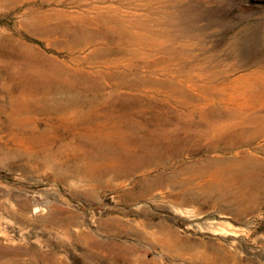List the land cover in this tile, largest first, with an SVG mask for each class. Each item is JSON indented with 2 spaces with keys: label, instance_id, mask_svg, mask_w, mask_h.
I'll list each match as a JSON object with an SVG mask.
<instances>
[{
  "label": "rangeland",
  "instance_id": "rangeland-1",
  "mask_svg": "<svg viewBox=\"0 0 264 264\" xmlns=\"http://www.w3.org/2000/svg\"><path fill=\"white\" fill-rule=\"evenodd\" d=\"M0 41L96 117L25 115L52 139L19 147L0 92V264H264V137L227 127L264 115V0H0Z\"/></svg>",
  "mask_w": 264,
  "mask_h": 264
},
{
  "label": "bare ground",
  "instance_id": "bare-ground-1",
  "mask_svg": "<svg viewBox=\"0 0 264 264\" xmlns=\"http://www.w3.org/2000/svg\"><path fill=\"white\" fill-rule=\"evenodd\" d=\"M103 1V0H102ZM113 6L109 5L102 8V10H105L104 14V22L107 23H118L120 22L119 14L116 12ZM104 13V12H103ZM102 13V14H103ZM114 13V14H113ZM100 14V12H99ZM8 43H13L12 39H7ZM6 42L0 41V46H6ZM18 46V45H17ZM6 50V49H5ZM15 51V50H14ZM15 53V52H14ZM23 52H18L16 54V57H23L22 54ZM21 55V56H20ZM15 56V55H14ZM4 57V56H3ZM1 58V57H0ZM13 58V57H12ZM2 59V58H1ZM5 59V58H4ZM3 59V61H4ZM10 59V58H9ZM15 59V57L13 58ZM28 59V58H27ZM29 60V59H28ZM1 62V61H0ZM36 62V61H35ZM3 63V62H2ZM17 63V62H15ZM21 63V62H20ZM9 64V63H8ZM37 64V63H36ZM1 65V63H0ZM29 65V64H28ZM8 66V65H7ZM36 66V65H35ZM34 66V67H35ZM6 67V65L4 66ZM30 67V66H29ZM37 67V66H36ZM35 67V68H36ZM18 67L17 64H12L11 66L9 65L8 68L0 69V81H1V87H0V92H2L5 95L10 96L11 98H15V106L11 111V116L7 120V122L4 124V129L9 135L11 134L12 138V144L13 145H23V142H25L26 139H34L39 142H43V140H48L51 141L52 135L50 133L52 132L50 129H45L40 131V129L32 133H23V136H19L14 131V125H22L24 123H27V120L30 119V116H35L34 114H56L59 115L60 119L62 120H68L71 117L75 116L74 119L78 116V119L80 121H83L85 123H90L94 122L96 120V117L93 116L91 113H88L84 110H78L77 108H80V105H83L86 100L82 99L83 92L75 90V87L71 84L72 81H69L67 79H60L58 78L60 75L55 73L57 76H55L53 79L50 78V81H47L48 78L47 73L45 71L44 74H38L34 78V71L31 70V68H23ZM38 68V67H37ZM48 70V69H47ZM51 70V69H50ZM49 72V71H47ZM50 76V75H49ZM53 76V75H52ZM57 77V78H56ZM56 78V79H55ZM72 79V78H71ZM58 80V81H55ZM54 81L56 83H54ZM44 82V83H43ZM74 82V81H73ZM72 82V83H73ZM77 89V87H76ZM61 93H74L73 96H67L58 99L55 97L56 94H61ZM89 94V93H88ZM100 95V94H99ZM97 97V96H96ZM107 97V96H106ZM109 97V96H108ZM91 99V98H88ZM94 99V98H93ZM92 99V100H93ZM107 99V98H106ZM109 99V98H108ZM104 101V100H103ZM14 102V101H13ZM92 104V103H91ZM97 104V103H96ZM95 104V106H96ZM13 105V104H12ZM85 105V104H84ZM87 105V104H86ZM80 106V107H79ZM93 106V105H92ZM12 107V106H11ZM95 108V107H94ZM91 114V115H90ZM27 115V117L25 116ZM25 117L28 118L25 120ZM248 116H246L247 118ZM251 117V116H250ZM245 117L242 116H236L234 118H229V125L227 127L236 128L235 133L233 134L235 143H237L238 146H242L245 143L252 144L255 140L259 138V136L264 137V115L263 116H255L253 117L252 120L246 119ZM249 118V117H248ZM34 119V118H33ZM77 119V120H78ZM76 120V121H77ZM31 121V119H30ZM29 121V122H30ZM4 122V120H3ZM34 122V121H33ZM3 124V123H2ZM29 124V123H28ZM33 123H31L32 125ZM36 124V123H35ZM225 124V123H224ZM17 126V127H18ZM26 126V125H25ZM23 127V126H22ZM35 127V126H33ZM53 127V126H52ZM24 128V127H23ZM38 128V127H37ZM226 128V127H225ZM3 129V128H2ZM32 129V128H31ZM36 129V127H35ZM90 129V127H89ZM228 129V128H227ZM25 130V129H24ZM27 130V129H26ZM37 130V129H36ZM87 130V129H86ZM91 130V129H90ZM94 130V129H92ZM91 130V131H92ZM95 131V130H94ZM213 131V130H212ZM223 131V130H222ZM232 131V130H231ZM168 132V131H167ZM221 132V131H220ZM216 133V132H215ZM217 134V133H216ZM218 134H220L218 132ZM26 136V137H24ZM214 135H212L213 137ZM218 136V135H217ZM230 136V135H229ZM55 137V136H54ZM247 137L248 139H246ZM10 138V137H9ZM57 138V137H56ZM55 139V138H54ZM229 139V138H228ZM233 139V138H232ZM231 139V141H232ZM29 140V141H30ZM28 141V142H29ZM46 141V143L48 142ZM53 141V140H52ZM222 141V140H220ZM224 141V139H223ZM227 141V140H225ZM224 141V142H225ZM230 141V140H229ZM31 144L33 143V140L30 142ZM45 144V142H43ZM50 143V142H49ZM227 143V142H226ZM34 144V143H33ZM42 144V143H41ZM229 144V143H228ZM40 145V144H39ZM33 146V145H32ZM46 146V145H45ZM50 146V144H49ZM232 146V145H231ZM30 147V146H29ZM44 147V145H43ZM48 147V146H47ZM245 147V146H244ZM50 148V147H49ZM238 148V147H237ZM38 151V150H37ZM48 152V150H47ZM37 153V152H36ZM40 153V152H38ZM259 153L264 155V148H262ZM40 155V154H39ZM45 156V155H44ZM31 157V156H30ZM57 157V156H56ZM251 157V155H250ZM247 158L245 160L248 161H253L252 158ZM62 158V157H61ZM60 158V159H61ZM30 159V158H29ZM50 160V156L46 155L44 157V163H47ZM241 160V159H240ZM255 160V158H254ZM259 160V159H258ZM262 160V159H261ZM66 162V160H64ZM234 161V160H233ZM242 161V160H241ZM230 162V161H229ZM240 162V161H239ZM246 162V161H245ZM236 164V161H234ZM91 164V163H90ZM255 164V163H252ZM39 165V164H38ZM63 165V166H61ZM60 167H58V172L64 177V179H68L70 177L76 178L79 176H88L93 178L94 177V169H85L80 170V169H70L69 166H64L63 162L61 163ZM241 165V164H240ZM243 165V164H242ZM246 165V164H245ZM244 165V166H245ZM257 165V164H255ZM260 165V164H259ZM258 165V166H259ZM262 166H264V163H261ZM238 166V165H237ZM248 166V165H246ZM94 168L93 165L90 166L89 168ZM261 167V166H260ZM96 169V168H95ZM241 169V168H240ZM65 170L70 173H64ZM101 170V169H100ZM239 170V169H238ZM248 170V169H246ZM258 170V169H257ZM260 170V169H259ZM233 171H236L233 170ZM253 171V170H252ZM261 171V170H260ZM101 172V171H100ZM237 172V171H236ZM235 172V174H236ZM248 172V171H247ZM255 172V171H254ZM102 173V172H101ZM230 173V172H229ZM259 173V172H258ZM264 173V172H263ZM232 174V173H231ZM243 175V173H241ZM250 174V172L248 173ZM230 175V174H229ZM247 175V174H246ZM260 175V174H258ZM257 175V176H258ZM97 176V175H96ZM232 178H236L234 174L232 175ZM239 177V176H238ZM237 177V179H238ZM83 178V177H82ZM245 178V176H244ZM254 178V177H253ZM85 179V178H84ZM88 179V178H87ZM264 179V178H263ZM90 180V178H89ZM240 180V179H239ZM253 180V179H252ZM257 180V179H256ZM259 180V179H258ZM261 180V179H260ZM79 181V180H78ZM245 181V180H244ZM250 182V180H248ZM262 181V180H261ZM257 182V181H256ZM258 184V182H257ZM264 184V183H263ZM262 186V185H261ZM264 186V185H263ZM255 188V187H254ZM262 189V188H261ZM258 193V192H257ZM235 194V193H234ZM261 196V195H260ZM263 196V195H262ZM234 197V196H233ZM237 198V197H236ZM239 200V199H238ZM242 200V199H241ZM240 201V200H239ZM237 202V200H236ZM245 202V201H244ZM234 204V203H233ZM236 204V203H235ZM239 205V204H238Z\"/></svg>",
  "mask_w": 264,
  "mask_h": 264
}]
</instances>
